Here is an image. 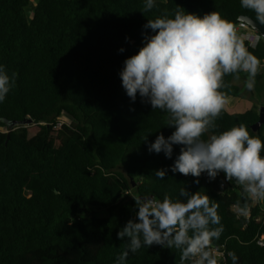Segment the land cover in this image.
<instances>
[{
    "label": "trees",
    "instance_id": "1",
    "mask_svg": "<svg viewBox=\"0 0 264 264\" xmlns=\"http://www.w3.org/2000/svg\"><path fill=\"white\" fill-rule=\"evenodd\" d=\"M32 2L0 0V65L17 74L0 102V264H117L129 243L117 233L138 222L135 198L184 202L182 189L208 195L216 206L219 222L209 229L219 235L205 248L216 264H233V256L235 264H264L262 204L253 206L244 186L223 172L173 173L183 145H173L171 158L149 152L157 136L175 131L170 114L139 93L132 101L121 79L125 61L155 34L144 27L149 20L216 12L235 26L241 16L259 22L256 13L241 0H155L149 11L145 0H38L29 19ZM245 47L264 63V42ZM242 76H224L226 99L241 95L234 80ZM64 113L74 126H57ZM258 120L255 109L232 114L224 107L201 139L243 124L264 141V125L251 129ZM161 169L163 179L155 174ZM182 254L174 246H142L124 264H182Z\"/></svg>",
    "mask_w": 264,
    "mask_h": 264
},
{
    "label": "clouds",
    "instance_id": "2",
    "mask_svg": "<svg viewBox=\"0 0 264 264\" xmlns=\"http://www.w3.org/2000/svg\"><path fill=\"white\" fill-rule=\"evenodd\" d=\"M241 6L254 11L264 24V0H241ZM154 7L155 0H145V11ZM144 27L155 34L125 61L122 86L132 101L139 93L148 98L153 109L167 111L169 126L175 128L167 139L163 134L157 136L149 152L163 151L171 158L173 145H183L171 167L173 173L199 177L207 172L215 178L223 172L227 180L235 179L253 196L264 197V141L250 135L243 124L214 134L207 141L201 139L225 107L226 96L220 91L225 86L224 76L247 73L246 87L251 90L259 60L247 51L234 25L216 12L200 17L177 11L174 18L149 20ZM16 76H9L0 65V102L15 86ZM155 174L163 179L166 170ZM180 195L186 201H173L168 196L162 202L135 198L138 222L129 220L117 233L121 240L129 238L117 264H124L130 252L154 244L182 249V264L193 257H198L194 264H216L205 251L210 238L219 235V230L209 229L210 224L219 222L216 206L210 205L208 195L199 192L182 189ZM235 260L233 256V264Z\"/></svg>",
    "mask_w": 264,
    "mask_h": 264
},
{
    "label": "rangeland",
    "instance_id": "3",
    "mask_svg": "<svg viewBox=\"0 0 264 264\" xmlns=\"http://www.w3.org/2000/svg\"><path fill=\"white\" fill-rule=\"evenodd\" d=\"M38 2V0H33V7L31 11L28 13V17L30 19L32 10L34 5ZM248 78V74L243 72V76L239 79L234 80V84L241 88V95L238 98L229 97L226 99L225 109L232 113H244L249 109H255L258 113L260 112V108L264 106V63L259 64V71L255 77V85L253 89H248L246 87V80ZM73 119L69 117L66 113H64L57 120V126H61L62 124H67V126H74ZM20 125H16L15 127H19ZM1 132H6L5 128L0 127ZM206 178H209L206 173ZM207 181V179H205ZM205 181V182H206ZM228 184L224 183V187ZM233 192V190H230ZM264 209V203H262ZM235 213H239L240 211L237 208H233ZM97 212V217L107 216L108 213L106 210H95Z\"/></svg>",
    "mask_w": 264,
    "mask_h": 264
},
{
    "label": "built area",
    "instance_id": "4",
    "mask_svg": "<svg viewBox=\"0 0 264 264\" xmlns=\"http://www.w3.org/2000/svg\"><path fill=\"white\" fill-rule=\"evenodd\" d=\"M235 31L243 40L244 46L245 43H248L249 46L255 47L257 44H259L261 41L264 42L263 38L261 37L260 33L250 27L245 22H239L238 25L234 26ZM246 48V47H245ZM222 187L224 188V184H222ZM252 197V203L253 206L261 205L263 202V197H257L253 196L251 193H249ZM261 246L264 245V235L260 238L258 242ZM213 254L219 258V260H225L226 258V252L223 249L214 248ZM195 259H198V257H195Z\"/></svg>",
    "mask_w": 264,
    "mask_h": 264
},
{
    "label": "water",
    "instance_id": "5",
    "mask_svg": "<svg viewBox=\"0 0 264 264\" xmlns=\"http://www.w3.org/2000/svg\"><path fill=\"white\" fill-rule=\"evenodd\" d=\"M239 22H245L247 23L248 25H250V27L256 31H258L261 35V37L263 38L264 40V27L261 26L259 24V22L253 20L251 17L249 16H241L239 18ZM31 124V120H27V121H24L23 124H21L22 126H27V125H30ZM16 125H20L19 123H17ZM20 125V126H21ZM264 125V106L260 108V112H259V120L256 124H253L252 125V130L257 133L260 128H262ZM148 198H152V197H148Z\"/></svg>",
    "mask_w": 264,
    "mask_h": 264
}]
</instances>
